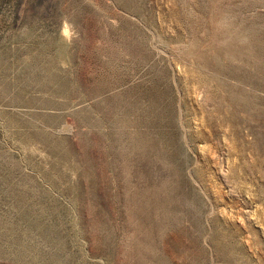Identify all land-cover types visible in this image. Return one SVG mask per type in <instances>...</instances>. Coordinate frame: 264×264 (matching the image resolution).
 <instances>
[{"label":"rangeland","instance_id":"rangeland-1","mask_svg":"<svg viewBox=\"0 0 264 264\" xmlns=\"http://www.w3.org/2000/svg\"><path fill=\"white\" fill-rule=\"evenodd\" d=\"M0 264H264V0H0Z\"/></svg>","mask_w":264,"mask_h":264},{"label":"bare ground","instance_id":"bare-ground-1","mask_svg":"<svg viewBox=\"0 0 264 264\" xmlns=\"http://www.w3.org/2000/svg\"><path fill=\"white\" fill-rule=\"evenodd\" d=\"M137 139H138V136H137ZM136 140V139H135ZM141 140V139H140ZM137 143H138V140H137ZM134 145V144H133ZM134 147V146H133ZM135 147H137L136 145H135ZM138 150V149H137ZM140 150V149H139ZM137 152V151H136ZM139 153V152H138Z\"/></svg>","mask_w":264,"mask_h":264}]
</instances>
